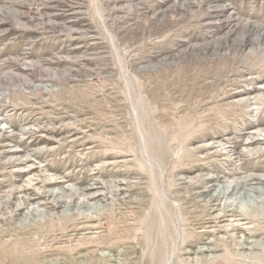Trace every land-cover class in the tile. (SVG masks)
Wrapping results in <instances>:
<instances>
[{
    "label": "rangeland",
    "instance_id": "obj_1",
    "mask_svg": "<svg viewBox=\"0 0 264 264\" xmlns=\"http://www.w3.org/2000/svg\"><path fill=\"white\" fill-rule=\"evenodd\" d=\"M263 139L264 0H0V264H264Z\"/></svg>",
    "mask_w": 264,
    "mask_h": 264
},
{
    "label": "bare ground",
    "instance_id": "obj_2",
    "mask_svg": "<svg viewBox=\"0 0 264 264\" xmlns=\"http://www.w3.org/2000/svg\"><path fill=\"white\" fill-rule=\"evenodd\" d=\"M264 141V139L262 140V142ZM259 142L255 139H251L249 141H247V144H252V143H256ZM236 184L231 183L230 186H226V188L224 190H218L216 192V195H222L224 196L225 193H229L235 190ZM30 199V198H29ZM211 201H214V196L211 197ZM85 204V203H84ZM253 248H254V244H252Z\"/></svg>",
    "mask_w": 264,
    "mask_h": 264
}]
</instances>
